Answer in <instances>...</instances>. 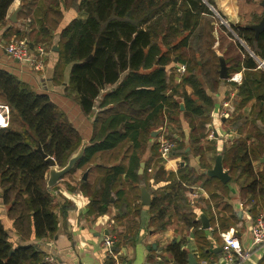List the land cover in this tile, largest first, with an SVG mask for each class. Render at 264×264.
<instances>
[{
	"label": "trees",
	"instance_id": "16d2710c",
	"mask_svg": "<svg viewBox=\"0 0 264 264\" xmlns=\"http://www.w3.org/2000/svg\"><path fill=\"white\" fill-rule=\"evenodd\" d=\"M43 1L39 6L42 15L33 18L25 32L14 33V40L26 38L33 44L58 46L54 82H66V95L93 117V134L83 156L68 174L78 169L87 173L91 167L98 172L93 183L82 176L75 189L91 198L90 214L101 215L112 206L116 208L112 230L117 238L116 252L136 240L144 184L152 193L149 228L162 230L181 224L187 234L194 231L201 252L210 245L195 213V207L202 203L200 196L194 203L186 196L193 187L199 185L210 193L206 213H210L215 226L212 233L228 229L229 217H222L221 230L215 225L211 202L228 198L231 182L240 185V200L251 223H256L259 214L264 213V169L254 165L264 157V66L260 67L264 60V31L257 35L249 26L241 25H231L229 30L215 20L208 5L215 6L214 0ZM13 2L0 0V27L7 22ZM62 7L77 13L63 26ZM50 11L53 13L49 15ZM260 19L252 14L249 21L258 23ZM216 27L232 41L224 52L229 75L244 70L236 109L256 100L252 116L236 111L225 121L226 128L236 129L239 134L223 151L229 182L205 174L211 167L205 147L213 148L217 141L208 140L212 123L208 110L213 100L198 71L202 69L205 76L212 74L210 79L217 87L222 81L218 66L213 68L219 61L212 49ZM174 58L185 65L184 73L178 71V65L168 67ZM199 58L211 66V72L198 64ZM180 100L185 110H181ZM0 113V202L7 206L8 218L20 236H51L58 228L57 209L67 208L68 203L61 204L57 184L48 188L50 163L38 147L63 167L81 147L83 138L48 93H39L2 68ZM161 126V134L166 133L176 144L174 154L186 158L177 171L166 168L157 139L150 143L152 130ZM188 146L197 162L189 157ZM147 150L151 158L140 173ZM151 179L156 183L163 180L167 185L154 190L149 186ZM112 196L115 201H111ZM225 203L224 209L231 211L236 225L239 214ZM182 245L180 241L166 247L175 264L188 262V251ZM43 258V252L31 245L12 248L0 214V264H43ZM108 264L115 263L110 259Z\"/></svg>",
	"mask_w": 264,
	"mask_h": 264
},
{
	"label": "crops",
	"instance_id": "0c3cea01",
	"mask_svg": "<svg viewBox=\"0 0 264 264\" xmlns=\"http://www.w3.org/2000/svg\"><path fill=\"white\" fill-rule=\"evenodd\" d=\"M261 1L262 0H214L215 6H213L219 10L220 13H218L221 15L223 20H225L227 23H230V26H250L256 24L254 22L249 21L252 14L255 17L261 16V19L264 15V9L261 5ZM40 4L43 5L44 1L14 0V2L11 4L10 8L8 9L7 22L5 23V25L0 27V68L15 74L23 82L30 84L33 88L38 90L36 87L33 86L32 81L24 78V75L26 73L31 72V78L38 82L37 87L39 89H43L41 93H48L51 96L52 100L63 111L66 112L71 123L80 132L83 140H86L87 142L93 134V117L90 115H86L79 106V104L73 98H71V96L66 95V82H64V85H58L54 82L53 76L55 74V67L57 65L58 59H56V57L54 56L53 48L49 49V47H46L41 43L33 44L31 43L32 41L30 42L29 39L26 38L21 39H26V41L29 42L30 48L34 49V53L36 56H40V48H44L46 50L47 55L44 58L45 69L42 70H37L35 68L30 67L26 63L11 56L6 51V47L16 41L14 40V38H16L14 33H16L17 31L25 32L28 27H30L32 19H36V17H40L42 15L43 10L39 8ZM26 5H28V7H26ZM45 8L48 9L47 7ZM62 10L64 12L60 24L63 26L64 24H68L74 17H76L77 13L74 9H65L64 7H62ZM14 13L16 14L14 15ZM50 13L53 12L50 11L49 15ZM55 14H57V12H55ZM79 16L80 15H78V17ZM220 24L224 25L225 23H222L221 21ZM215 32L216 31L214 30V37ZM219 46H221V42H219ZM219 46H215V43L212 46V49L216 52L217 56H219L218 63L213 66L214 69L218 66L217 68L219 78L222 80L218 87L210 79L211 77H213L212 74L208 73V76H205L202 74V69L198 71V76L202 80L204 88H206L207 93L212 96L213 100V105L211 109L208 110L212 118V123L211 125H209L210 134L208 140L215 139V141L217 142L216 146L213 148L210 147V145L205 147V150L207 151L206 158L209 164L211 165L209 169L214 167L217 160V156L220 154L222 155L223 164L224 148L228 145H231L233 141L237 137H239V134L236 129L226 128V119L232 117V114L236 111H239V113L243 112L250 117L252 116V106L256 104V100L254 99L242 108L236 109L239 105L238 87L242 84L244 78V70L234 72L230 74L227 79H223L220 76L221 58H223L225 62L226 59L223 53L221 52V48ZM12 58L14 62L11 61ZM18 62H21L24 66H26L28 68V71L25 72L24 69L18 68L16 66ZM174 62L178 63L177 58H175ZM198 64L202 68H207L206 72H211V69L209 68L211 66H207L206 62H202L201 58H199ZM179 71L181 73L185 72V70ZM68 72L69 71H66L65 74L67 80L69 78ZM235 73H239L241 75V81H236L232 79V75ZM180 105L181 110H185V103L181 100ZM98 113L99 110H96L95 115H97ZM171 124L173 125V127L177 126L176 123ZM153 131L155 130H152V132ZM162 131L163 129H161L160 133L156 137L152 136L151 132L152 140L150 141V143H153L154 139H157V137L161 134ZM212 133H214V137H211ZM186 150L189 153V157L196 161V159L192 156L193 152L191 150V146H188ZM150 158L151 152L147 150V152L143 156L142 161L145 163V168ZM185 159L186 158L183 156L175 155L172 162H174V164L176 165H180L181 162L185 164ZM258 164H264V157L260 158V161L254 162L255 167ZM96 165L97 163L93 164V166ZM256 168L260 169V167ZM208 170L205 171L207 177H214L207 173ZM224 170L228 171L226 168H224ZM82 176L88 177L89 182L93 183L96 177L98 176V172L95 171L94 167L89 168L87 173L83 169H78L73 174H67L56 185L58 187V195L61 204L65 205L66 203H68V205L65 209H63L62 206L57 209L58 228L55 234L51 236L49 235L45 238H36L35 235H32L31 238H25L20 236L14 229L13 221L8 218L7 206L0 202V214L4 218V222L6 223L8 232L10 233V242L14 250L19 246L31 245L36 248V250L43 252V264H45V257L49 254L55 255L59 264H108V261H110V259L113 260L115 264L161 263L158 261H163L165 262V264H175L171 261L170 255L167 252L166 247L170 244H177L180 241H183L182 249L188 251L187 264H189L190 254H192L196 260L194 264H227L223 260V233L226 234L225 236H229L233 233L235 229V231L240 237L243 246L248 248L251 246V217L240 200V185L238 183L231 182L229 184L228 198L226 196H223L222 200H219L218 203L214 201L211 202L213 213L212 215L213 217H215L214 219L216 220L215 225H217L220 230L222 229V223H224V221L221 220L222 217L226 220H228L226 217L230 218V221L228 220L227 225L228 229L226 231H220L219 233H212V230L215 226H213L214 224H212L213 221L210 213H206V211L209 210L207 202L209 199H211L210 193L199 185L193 187L194 190H190L186 193V196L188 197L191 203H194L195 198L199 196V199H201L202 202L200 205L195 207V213L198 215V219L200 220L201 229L206 231V237L208 238V244L210 245L209 249L205 252H201L194 231L192 232L191 230L187 234V231L181 224L178 225L180 230L179 228L177 229L178 226L176 225H170L162 230H152V228H149V220L151 217V203L148 205L143 203L142 187H146L149 192L150 190L144 184L141 186L140 198L142 210L139 217V222L141 226L137 232L136 240L134 243H127L125 246L121 247L118 252H116L117 248L114 245L116 235L112 231L113 226L115 224L114 215L116 213V208L112 206L110 207L109 211L101 215H98V213L90 214L91 198L80 190L75 189V186L77 185L79 179ZM230 180H228L227 182H229ZM166 185L167 182H164L163 180L156 183L151 179V182L149 183V186H151L154 190L165 187ZM193 192L196 193V197H193ZM150 195L152 202L151 192ZM115 199V196H112L111 201H115ZM225 202H227L232 207V209L238 212L239 214V219L236 225L234 224V219L231 215V211L224 209V206L226 204ZM202 215L206 216L209 220V228L205 229L203 227ZM108 237L114 240V243L109 247L106 245V239ZM138 250L141 252L139 258H137ZM263 259L264 245L251 249V254L247 259H245L244 261L235 262L233 264H261ZM26 264L32 263L29 262Z\"/></svg>",
	"mask_w": 264,
	"mask_h": 264
},
{
	"label": "built area",
	"instance_id": "2783aa9c",
	"mask_svg": "<svg viewBox=\"0 0 264 264\" xmlns=\"http://www.w3.org/2000/svg\"><path fill=\"white\" fill-rule=\"evenodd\" d=\"M6 51L13 57L17 58L18 60L26 63L32 68L37 70L45 69V56L47 52L44 48L39 49V55L36 56L34 53V49L30 48L29 42L25 40H16L12 44L6 47ZM261 66H264V60L260 63ZM179 70L184 71L185 66L182 65ZM233 80L241 81L242 77L239 73L232 76ZM3 122V116L0 114V125ZM211 137H214V133L211 134ZM157 142L159 144V151L161 158L164 161V164L167 169L177 171L179 166L184 164L176 165L172 162L173 158L175 157L174 151L176 148V144L170 138H168L166 133H162L157 137ZM152 168H149L151 171ZM193 197H196V193ZM241 225V224H239ZM251 246L244 247L239 235L237 232L233 231V233L229 236L223 235L224 240V255L223 260L227 264H233L235 262L244 261L247 259L251 254V249L257 248L259 246L264 245V213L259 214L256 223L251 225ZM114 243V240L110 237L106 239V245L109 247ZM45 264H59L57 258L53 254H49L45 257Z\"/></svg>",
	"mask_w": 264,
	"mask_h": 264
},
{
	"label": "water",
	"instance_id": "95a60500",
	"mask_svg": "<svg viewBox=\"0 0 264 264\" xmlns=\"http://www.w3.org/2000/svg\"><path fill=\"white\" fill-rule=\"evenodd\" d=\"M208 5H209L210 9L222 20V23H225V21L223 20L221 15L214 8V6L211 4H208ZM261 5L263 6V9H264V0L261 1ZM15 14L16 13H14V15ZM12 18H14V17H12ZM249 27L252 28L253 30H255L256 34L259 35L262 31H264V15H263V17L259 23L250 25ZM53 51H54V56L57 59V53L59 51L58 46H54ZM220 76L223 79H227L229 77L228 67H227L226 62L224 61L223 58H221ZM160 131H161V129L153 131L152 136L156 137L160 133ZM86 144H87L86 140H83L81 147L78 149L77 152H75L70 157L68 163L63 167H59L57 165V162L55 161V159L51 156H48L43 151L41 146L38 147V151H40L42 153V155L44 156V158H46V161L50 163V170L48 172V178H47L48 188H52L56 184H58V182L61 179H63V177H65L71 171V169H73V167L77 164V162L83 156L85 148H86ZM144 168H145V163L142 162L141 166H140V170H139L140 173H143ZM207 173L211 176L220 178L224 182H227L231 178L228 171L224 170V167L222 164V155L221 154L217 156V160H216L214 167L209 169L207 171ZM142 201L144 204H147V205L151 203V195H150V192L146 189V187H142ZM202 221H203V227L205 229L210 227L209 220L207 219L206 216L202 215ZM195 262H196V260H195L194 256L192 254H190L189 264H194Z\"/></svg>",
	"mask_w": 264,
	"mask_h": 264
},
{
	"label": "rangeland",
	"instance_id": "374dc122",
	"mask_svg": "<svg viewBox=\"0 0 264 264\" xmlns=\"http://www.w3.org/2000/svg\"><path fill=\"white\" fill-rule=\"evenodd\" d=\"M215 8V7H214ZM216 9V11L217 12H219V10L217 9V8H215ZM220 13V12H219ZM214 17H215V20L216 21H218V23H220L222 20L221 19H219L218 17H217V15H214ZM82 18H84V17H82ZM225 21V20H224ZM216 24H217V22H216ZM229 30H231V26H230V23H227L226 21H225V24H224ZM219 25L217 24V27H218ZM215 28V39H216V42H215V46H219V42H221V46H219L220 48H221V52L223 53V55H224V52H225V50H227V49H229V45H230V43L232 44V41L230 40L231 38H228L226 35H224V32H222V31H220L218 28ZM243 44L245 45V43L243 42ZM50 47V46H49ZM231 47V46H230ZM233 47V50L235 51H237V49H236V47L235 46H232ZM50 49V48H49ZM51 52V51H50ZM221 53V54H222ZM174 60H175V58H174ZM174 60L168 65V67H173L174 68V66H176V65H179L178 66V71H179V68L183 65V64H178L177 62H174ZM11 61L12 62H14V60H13V58L11 59ZM16 66L18 67V68H20V69H24V71L25 72H27L28 71V68L26 67V66H24L21 62H18L17 64H16ZM31 72H29V73H26L25 75H24V78H26V79H28V80H30V81H32L33 82V86L34 87H36L38 90V92L39 93H41L42 91H43V89H39L38 87H37V84H38V82L37 81H35L33 78H31ZM235 74H237V73H235ZM235 74H233L232 76H234ZM176 81H178V82H180V80H176ZM45 91V90H44ZM158 129H164L163 128V126H161V127H159V128H154L153 130H158ZM155 141V140H154ZM256 167H260V169L262 170V169H264V165H256ZM144 172V171H143ZM140 254H141V252L138 250L137 251V258H139L140 257Z\"/></svg>",
	"mask_w": 264,
	"mask_h": 264
}]
</instances>
